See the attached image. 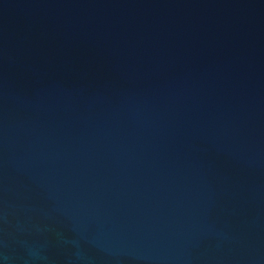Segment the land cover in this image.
Listing matches in <instances>:
<instances>
[{
    "label": "water",
    "instance_id": "water-1",
    "mask_svg": "<svg viewBox=\"0 0 264 264\" xmlns=\"http://www.w3.org/2000/svg\"><path fill=\"white\" fill-rule=\"evenodd\" d=\"M0 264H264V0H0Z\"/></svg>",
    "mask_w": 264,
    "mask_h": 264
}]
</instances>
